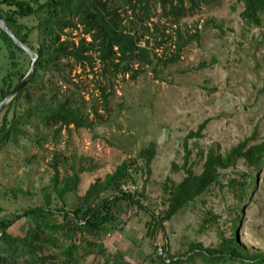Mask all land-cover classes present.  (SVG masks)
Here are the masks:
<instances>
[{
  "label": "rangeland",
  "instance_id": "rangeland-1",
  "mask_svg": "<svg viewBox=\"0 0 264 264\" xmlns=\"http://www.w3.org/2000/svg\"><path fill=\"white\" fill-rule=\"evenodd\" d=\"M184 5L189 7L187 1ZM152 6L151 22L160 21L166 28L165 37L160 36L165 41L156 47L154 39L146 37L141 45L148 41L158 58L164 60L175 52L177 32L184 39L194 35L197 38L188 43L175 64L158 68L157 78L152 66H144L136 79H132L131 73L118 75L106 107L99 65L92 72L88 67L77 66L71 77L80 86L84 115L93 127L76 130L70 126L58 133L54 127L39 145L32 132L29 139L9 144L0 153L1 219L13 220L23 210L42 205L41 190L52 186L51 164L56 159L61 178L76 173L80 180L77 193L65 196L66 208L71 210L97 179L112 174L117 166L134 159L151 143L155 144L156 155L149 179L161 185L167 178L179 183L186 175L182 169L185 147L191 152L189 163L199 173V155L206 154L212 146H219L225 153L253 134L256 142L264 141V15L260 26L249 25L241 17V3L218 0L200 5L177 26H171L165 19L159 20L161 5ZM21 23L31 27L37 22L31 18ZM70 36L78 42L80 28L71 31ZM9 62L8 51L0 42V84L8 73ZM239 171L247 169L242 165ZM234 175L236 171H227L223 176ZM145 179L136 176V185L130 184L127 189L141 191ZM59 186L62 188L63 184ZM10 191H16V197ZM50 192L53 207L61 208L63 204L52 188ZM230 198L221 199L219 188L215 187L213 193L203 195L166 223L157 244L147 235V217L139 219L136 207L122 202L117 221L112 225L115 230L101 235L99 244L105 251L94 249L89 256L79 251L80 258L83 257L80 264H104L114 256L128 264H159L152 261L157 259L158 244H167L172 255L184 253L191 241L205 247L217 245V230L201 226L207 212L212 211L221 228H225L228 206L232 205ZM252 200L244 204L237 235L247 249L264 254V167ZM155 205L159 207L160 199ZM55 220L61 222L62 218L57 215ZM26 229V220L22 218L15 220L8 233L22 236ZM225 232L230 234L228 230ZM75 239L79 240V235ZM150 254L152 259H147ZM159 255L166 256L160 249Z\"/></svg>",
  "mask_w": 264,
  "mask_h": 264
},
{
  "label": "trees",
  "instance_id": "trees-1",
  "mask_svg": "<svg viewBox=\"0 0 264 264\" xmlns=\"http://www.w3.org/2000/svg\"><path fill=\"white\" fill-rule=\"evenodd\" d=\"M185 1L189 3L188 8L184 5ZM217 1L0 0V16L16 38L38 56L30 81L0 114V153L11 143L29 139L31 132L37 137L35 143L39 145L41 140L47 139L48 130L54 127H57L56 133L70 126L76 130L93 127L84 115L85 104L80 86L71 77L77 66L88 67L92 72L96 64L99 65V77L104 84L101 95L106 107L118 75L131 73L132 79H136L144 66H152L157 78L158 68L175 64L188 43L197 36L184 39L177 32L175 52L164 60L158 58L147 45L148 41L145 46L141 45L146 37L153 38L156 47L165 41L160 36L165 37L166 28L161 26L160 21L151 22L153 3L161 5L159 20L165 19L171 26H177L200 5ZM236 1L243 5L242 19L249 25L260 26L264 0ZM31 18L37 22L35 25L29 27L21 23ZM78 28L80 36L75 42L70 32ZM0 42L7 49L10 61L8 73L0 84L1 102L26 76L31 60L1 29ZM106 89L110 91L106 92ZM254 136L225 153L219 146L210 147L206 154L201 153L199 173L189 163L191 152L185 147L182 169L186 175L179 183L167 178L161 185L149 179L151 163L156 155L155 144L151 143L134 159L117 166L112 174L97 179L71 210L66 208L65 196L77 193L79 177L75 173L61 178L57 159L54 160L51 164L52 186L41 190L42 205L23 210L22 214L14 215L13 220L0 217V264H80L83 257L80 258L79 251L87 256L92 255L94 249L105 251L104 246L99 244L101 235L115 230L112 225L117 221L122 202L135 206L139 219L147 217V235L157 244L156 239L166 223L203 195L213 193L215 187L219 188L221 199L230 196L234 205L228 206L229 217L225 228H221L219 218L212 211H208L203 220L201 228H215L219 243L205 247L202 243L191 241L184 253L174 255L170 254L167 244H158L155 247H159L166 256H158L159 249L156 248L157 261H152L159 264H264V254H255L247 249L237 235L244 204L253 201L252 195L256 193L260 171L264 167V141L256 142ZM242 165L247 172H237ZM227 171H236V175L229 178L223 176ZM136 176L146 179L141 191L132 192L127 186L136 185ZM60 184H63L62 188ZM50 188L62 202L61 208L53 207ZM10 193L16 197V191ZM157 199H160V205L156 208ZM146 201L148 206H144ZM57 215L62 218L61 222L55 220ZM22 218L27 224L24 234H9L8 230L15 220ZM227 230L229 235H226ZM76 234L79 240L75 239ZM152 256L150 254L147 259H152ZM104 264L128 263L114 256L111 261L106 259Z\"/></svg>",
  "mask_w": 264,
  "mask_h": 264
},
{
  "label": "water",
  "instance_id": "water-1",
  "mask_svg": "<svg viewBox=\"0 0 264 264\" xmlns=\"http://www.w3.org/2000/svg\"><path fill=\"white\" fill-rule=\"evenodd\" d=\"M0 29L11 39L15 46L21 49L31 60V66L26 76L13 88L10 94L0 102V114L1 112L14 100L20 90L30 81L33 76L38 56L35 52L31 51L27 46L22 44L18 38L14 35L12 30L9 29L6 21L0 16Z\"/></svg>",
  "mask_w": 264,
  "mask_h": 264
}]
</instances>
